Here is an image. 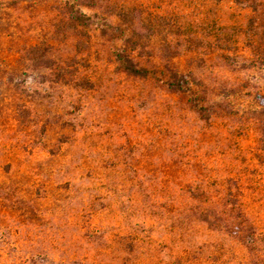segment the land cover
<instances>
[{"label":"rangeland","instance_id":"obj_1","mask_svg":"<svg viewBox=\"0 0 264 264\" xmlns=\"http://www.w3.org/2000/svg\"><path fill=\"white\" fill-rule=\"evenodd\" d=\"M126 1L160 25L143 60L167 35L208 110L152 65L122 71L121 39L69 23L72 0H0V264H264V0ZM195 174L228 221L170 233L153 205Z\"/></svg>","mask_w":264,"mask_h":264},{"label":"trees","instance_id":"obj_2","mask_svg":"<svg viewBox=\"0 0 264 264\" xmlns=\"http://www.w3.org/2000/svg\"><path fill=\"white\" fill-rule=\"evenodd\" d=\"M237 1L240 2L241 0ZM67 7V21L73 26L80 25L94 31H100L101 34H112L116 39H121L119 49L114 54V61L121 66L122 71L134 76L147 77L149 75L146 66L152 65V75L159 74L161 77L166 78L168 81V87L172 92L186 96V102L190 105V108L201 115L202 118L205 116L208 108L206 109L204 106H199L197 101L201 97L202 91L208 89V84L206 85L202 79L194 76L191 71L179 70L178 68H175L173 64L171 65L169 63V58L171 59L175 55L167 54L168 48L171 47L170 38H168L167 35L162 36L164 44L162 46L163 48H161V54L159 53V55H155L156 57L153 58V60L148 58L149 56H152L150 54L147 57L148 59L143 60L142 50L145 49L146 44L150 41L154 33L160 31L159 23L150 19L151 14H149L150 12L145 8L146 6L130 4L126 0L112 1L109 3H106L105 0L79 2L72 0ZM164 25H170V23L164 22ZM90 38L91 36L88 35L89 41ZM158 58L164 60L165 63L161 64L158 61ZM263 60L264 54L261 56L258 55L257 59L251 58L249 64L254 67L256 64H262ZM230 88L233 89L234 87L231 86ZM220 91L223 93L225 90L220 89ZM261 91H263V93L259 94ZM258 94L257 97L262 98V105L264 107L263 88H258ZM219 105V109L227 114L228 112L225 110L229 105L220 103ZM214 109L216 108L213 105L212 111H215ZM184 164L188 165V161H185ZM180 175L183 177L185 173L181 171ZM151 178L155 179V175H152ZM228 181L229 180L224 179V182L221 181V183L226 184L229 183ZM202 182L203 180L199 178V175L197 174H195V178L191 176L185 179L181 184L184 185V189H181L182 194L179 193L177 196V198L179 197L181 199L180 204H178L177 207H174V210H171V205L169 203V199L172 197L168 198V201L164 200L165 202H168L167 204L162 203L160 205H153V207L158 206V210H160L159 214H161L162 217H167L168 224L166 225V228L170 233H175L176 231L181 230V235L185 232L184 229L186 227L192 229L193 220L195 221V227L210 225L211 228L215 223L225 220L228 221L227 217H225L226 210H222V215H220V213L211 209L209 206L211 194L203 187L204 183L201 184ZM154 185L156 184L154 183L152 186ZM230 195V192L222 194V198L228 200L226 203H230ZM191 201H195V204ZM189 222H192V224ZM220 226L222 231L225 233L228 232L223 230V225ZM187 247L188 246H183L181 252L186 253L188 250ZM189 248L192 247L189 245ZM177 253L173 256V260H169L170 264H184L182 256ZM206 257L210 258L209 255Z\"/></svg>","mask_w":264,"mask_h":264}]
</instances>
